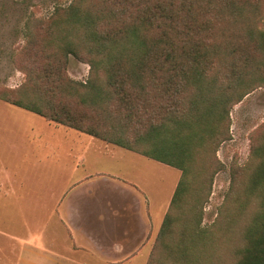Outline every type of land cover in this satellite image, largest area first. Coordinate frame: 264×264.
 I'll return each instance as SVG.
<instances>
[{
  "label": "trees",
  "instance_id": "trees-1",
  "mask_svg": "<svg viewBox=\"0 0 264 264\" xmlns=\"http://www.w3.org/2000/svg\"><path fill=\"white\" fill-rule=\"evenodd\" d=\"M263 20L264 0H72L29 20L25 84L0 98L180 169L149 264L222 261L204 207L231 108L264 86ZM71 56L90 65L86 82L70 77ZM253 157L233 168L225 211L229 232L246 215L235 264H264V133Z\"/></svg>",
  "mask_w": 264,
  "mask_h": 264
},
{
  "label": "crops",
  "instance_id": "crops-1",
  "mask_svg": "<svg viewBox=\"0 0 264 264\" xmlns=\"http://www.w3.org/2000/svg\"><path fill=\"white\" fill-rule=\"evenodd\" d=\"M13 119L14 130L12 120L0 119V195L19 204L13 212L21 213L22 202L32 208L41 199L45 222L21 237L4 232L15 242L5 247L10 254L1 264H149L177 185L155 215V200L140 185L92 169L94 156L111 158L121 146L98 145L93 135L33 115ZM88 164L91 170L82 172Z\"/></svg>",
  "mask_w": 264,
  "mask_h": 264
},
{
  "label": "rangeland",
  "instance_id": "rangeland-1",
  "mask_svg": "<svg viewBox=\"0 0 264 264\" xmlns=\"http://www.w3.org/2000/svg\"><path fill=\"white\" fill-rule=\"evenodd\" d=\"M71 1L0 0V93L7 90H17L25 84L27 76L20 68V63L22 59L24 60L23 57L26 56L22 52V47L27 43V24L29 20L34 16L47 18L54 13L58 6L69 5ZM69 61L68 73L70 77L77 81L86 82L90 77V65L74 56H71ZM28 115L36 116L44 124L49 121L41 115L12 105L0 98V119L7 123L12 120V130L17 125L15 123L16 120L13 119L14 116L27 117ZM230 115V133L232 134L230 139L224 141L218 149L217 156L221 162L218 167L220 169L212 182V191L208 202L205 203L206 217L203 221L205 226L216 233L214 235L219 238L221 245H225V248L221 250L222 261L220 258L215 259L216 252L214 254V251H210L214 257L211 256L210 258L208 256L204 260L206 262L209 261V264H235L232 247L240 245L242 242V227L245 225L244 216L246 215L242 214V211L241 213L239 211L233 212L235 217L241 220L234 224V231L229 232L224 226L227 213L225 211L228 209L227 201L229 194H231L233 168L237 166H248L251 168V165L253 166L257 162V159L253 157V147L264 133V86L257 87L244 96L240 102L231 108ZM22 125L24 126L25 123ZM60 128L62 130L71 129L64 125ZM82 134L89 136L84 132ZM95 140H97L98 145L106 144L107 142L97 137H95ZM12 156L18 158L15 154H12ZM6 157L7 154L1 153V158L6 163H10ZM87 157L90 159V154ZM93 159L95 160L94 164H92L93 166L89 164L88 166H83L82 172L85 170L90 171L92 166L93 170L97 169L99 172L105 170L111 175H116L128 182L137 183L147 193L148 197H152L155 200L151 208L155 215L162 211L160 208L166 205L181 177L180 169L123 147H116L115 155L111 156V158L94 156ZM249 168H247L248 171ZM22 175L23 178L29 177V174L22 173ZM33 175L35 176V174ZM195 186L198 187L197 184ZM0 198V247L3 249L0 250L1 264L7 260L10 254L9 250H5V247L15 242L8 239L4 232L11 231L16 236L21 237V235L25 234L27 227L33 229L43 228L45 219L42 217L44 214L42 205L44 203L40 201L41 199L32 201V204H34L32 208L29 206L24 208L28 203L22 202L20 207L25 212L21 213L18 210L13 212L14 209L18 208L19 204L10 203L9 198L4 197V195H0ZM236 203L231 208L237 209ZM12 213L15 215H12ZM28 214H35V216L33 218L23 217V215ZM219 217L221 224L215 226ZM212 237L207 247L215 250L216 245L211 246V243L215 242L216 239L214 236Z\"/></svg>",
  "mask_w": 264,
  "mask_h": 264
}]
</instances>
